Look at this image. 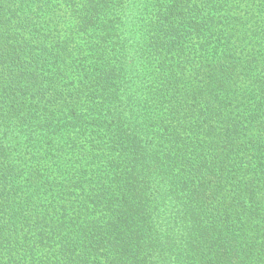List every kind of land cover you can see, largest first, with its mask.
I'll return each mask as SVG.
<instances>
[{
	"label": "trees",
	"instance_id": "16d2710c",
	"mask_svg": "<svg viewBox=\"0 0 264 264\" xmlns=\"http://www.w3.org/2000/svg\"><path fill=\"white\" fill-rule=\"evenodd\" d=\"M0 264H264V0H0Z\"/></svg>",
	"mask_w": 264,
	"mask_h": 264
}]
</instances>
